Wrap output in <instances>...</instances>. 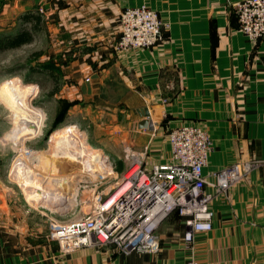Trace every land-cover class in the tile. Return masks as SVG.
<instances>
[{
  "label": "crops",
  "instance_id": "obj_1",
  "mask_svg": "<svg viewBox=\"0 0 264 264\" xmlns=\"http://www.w3.org/2000/svg\"><path fill=\"white\" fill-rule=\"evenodd\" d=\"M234 1L4 3L20 15H41L29 44L43 41L46 86L54 88L50 94L59 92L61 106L70 103L61 109L64 119L84 124L92 144L117 169L126 168L132 152L142 155L147 168L168 161L169 131L199 123L215 142L204 170L212 181L220 168L264 160V38L253 40L239 29ZM141 4L156 9L170 27L150 48L115 50L122 11ZM146 118L148 128H140ZM212 209L213 228L198 232L193 248L185 247V223L174 212L159 229L156 253H125L108 245L61 254L49 237L46 214L19 206L11 215L2 202L0 264H178L190 257L197 264H264V163L217 195Z\"/></svg>",
  "mask_w": 264,
  "mask_h": 264
},
{
  "label": "built area",
  "instance_id": "obj_2",
  "mask_svg": "<svg viewBox=\"0 0 264 264\" xmlns=\"http://www.w3.org/2000/svg\"><path fill=\"white\" fill-rule=\"evenodd\" d=\"M233 8L242 32L253 40L264 38V0H236ZM120 20V35L114 45L117 51L150 48L170 27L147 4L125 8ZM168 139L170 159L151 168L134 152L126 154L128 165L123 170L115 169V163L103 157L83 209L74 218H54L50 223L49 237L61 254L108 245L125 253H156L161 248L159 229L174 212L185 223V247L193 248L195 235L213 228L214 198L264 163L253 160L223 167L212 172L209 181L204 170L215 150L209 130L199 123H183L169 131ZM178 264L197 262L190 257Z\"/></svg>",
  "mask_w": 264,
  "mask_h": 264
},
{
  "label": "rangeland",
  "instance_id": "obj_3",
  "mask_svg": "<svg viewBox=\"0 0 264 264\" xmlns=\"http://www.w3.org/2000/svg\"><path fill=\"white\" fill-rule=\"evenodd\" d=\"M4 2L5 0H0V38L16 32L22 26L21 20L18 17L20 13L18 14L11 5ZM42 46L43 41L38 37L36 42L32 44L28 43L20 47L0 49V203L3 202L4 207L8 208L11 215L19 206L22 208L26 206V208H32L41 214H46V218H49L51 223L54 218L60 220L74 218L78 210L80 211L83 209V201L86 200L88 192L91 191L94 185L92 181L97 178V168H102V165L98 164L95 165V167L91 160L87 161V157L81 158L76 155L75 157H69L68 154H66V156H68L66 160L65 155V157L60 154L59 155L62 157L54 155V152H57L54 149L56 145L51 143L54 132L72 124L75 125L74 127H76V130L74 131V138L72 137V139H70L71 145L67 144L68 153L79 152L78 148L82 147L83 143L93 147H100L92 144L88 132L83 127L84 124L71 120L66 121L63 118V120L61 122L59 121L57 126H55L57 118L62 112L61 109H63L65 105L61 106L57 98L59 92L50 94V92H53L54 88L50 89V87L46 86V81H44V77L42 76V72H44L42 68L44 64H46V57H44L43 54L39 57L34 56L35 52L42 50ZM46 65L49 66L48 64ZM31 66L38 67L39 71H32ZM34 75L36 77H34ZM11 94L19 98L17 100L18 103L19 100L22 103L24 102L23 104L21 103L24 105L21 110L28 113L34 111L42 114L40 128L35 123L34 126L32 125V129L28 131H25L27 126H19L14 100H10L12 97H9ZM25 149L46 151V153L57 156L55 157L57 160H52V156L47 154V158L44 162H39L34 165V171L29 172L31 173L30 175L33 173L35 174L33 175L35 178H32V181L30 180L33 185L26 184L24 179H21L23 182L20 180L22 172L14 173V175L10 172L11 163L14 161V158ZM101 150L102 153L108 157L105 151L103 149ZM63 151L66 150L63 149ZM48 157L50 159H48ZM83 158L84 160L81 161ZM52 161H55V164L52 163ZM57 161H61L62 165H64L63 167H66V170H64V179L55 178L57 177L56 175L60 174V171L57 170L56 167H58V165L62 166ZM82 162H84V164H82ZM52 164L53 167L50 166ZM71 164L72 168L69 169ZM116 168L115 164V169ZM11 175L13 177H11ZM53 175L54 177L51 178L50 176ZM18 180H20V182ZM35 180L42 182H37ZM53 180L57 181L58 186H53V188L51 186L50 189L48 184ZM61 180L64 181L62 182ZM45 183L46 186L48 185V188H46L49 191H54V188L58 187V192H63V195L64 193H69V195L66 194L67 197L69 196L71 198L69 203L65 201L62 202L59 198L56 200L50 199L47 191L44 192L43 189ZM66 183L71 186H67ZM24 189L29 192H26ZM30 189H33V191ZM36 189L37 192L35 194L34 191H36ZM82 195L83 197L80 199ZM46 218L43 217L41 222H47L49 219L47 220ZM46 224H48V222Z\"/></svg>",
  "mask_w": 264,
  "mask_h": 264
},
{
  "label": "bare ground",
  "instance_id": "obj_4",
  "mask_svg": "<svg viewBox=\"0 0 264 264\" xmlns=\"http://www.w3.org/2000/svg\"><path fill=\"white\" fill-rule=\"evenodd\" d=\"M9 97H12L10 100H14V104H15V107H16V110H17V121H18V124H19V126H21V127H24V126H27L26 127V129H25V131H28V130H30V129H32V125L34 126L35 124H37V126L40 128V126H41V117H42V114L40 113V112H32V113H28V112H26V111H24V110H21V109H23L22 107L24 106V105H22L23 103L22 102H20V100H19V103H18V97H16V96H14V95H9ZM22 103V104H21ZM28 109V108H27ZM21 110V111H20ZM44 117V116H43ZM35 123V124H34ZM64 126V125H63ZM75 125H68V127H65V128H60V129H58V130H56L55 132H54V135H53V138H52V142L51 143H54L55 145H56V147L54 148L57 152L55 153L54 152V155H57L58 157H62V156H60V155H65L66 156V154H68V156L69 157H75V155L76 156H78V157H87L88 158V160L87 161H92V164L94 163V166L95 165H102V163H100V162H102V160H103V157L105 156L103 153H102V150L100 149V148H97V147H93V146H91V145H86V144H84L83 143V145H82V147H80V148H78L79 149V152H73V153H68V151H67V144L68 145H71L70 144V139H72V137L74 136V134H75V128L76 127H74ZM43 130V129H42ZM32 131V130H31ZM41 131V130H40ZM33 133V132H32ZM74 138V137H73ZM75 139H76V137H75ZM67 140H69V141H67ZM80 140H82V139H80ZM78 147V146H77ZM63 149L64 150H66V151H63ZM26 150V149H25ZM25 150H22L19 154H17L16 155V157L14 158V161L11 163V167H10V169H11V174H13L14 175V173H17V172H22L21 173V175H20V180L21 179H24V182L26 183V184H30V185H33L32 184V182H30V180L32 179V178H35L33 175H35L34 173L32 174V175H30L31 173H29V172H32V171H34V165L36 164V163H39V162H44V160H46V156H47V154H50V153H46V151H37V150H33V149H29V150H27L26 152H25ZM71 150H73V149H71ZM75 150V149H74ZM104 152V151H103ZM26 153H29L28 155L26 154ZM60 154V155H59ZM51 155V154H50ZM50 155H49V157H50ZM54 155H51L52 157L51 158H53L52 160H57V158H55V157H57V156H54ZM64 156V157H65ZM68 156H66L65 158H66V160L68 159ZM48 157V159H50ZM86 158V159H87ZM47 159V160H48ZM64 159V158H63ZM58 160H60V159H58ZM65 160V159H64ZM80 160V159H79ZM84 160V158L81 160V161H83ZM49 162H50V160H49ZM55 161H52V163H54ZM57 162H59V161H57ZM51 163V162H50ZM49 163V164H50ZM60 163V165H62V163H61V161L59 162ZM80 163V162H79ZM55 164V163H54ZM82 164H84V162H82ZM24 166V167H23ZM51 167H53V164L52 165H50ZM64 165H62V166H59L58 165V167H56L57 168V170H59L60 171V174L59 175H56L57 177H55V178H57V179H64V170H66V167H63ZM66 166V165H65ZM72 164L69 166V169H71L72 167ZM89 166V165H88ZM74 167H76V166H74ZM84 167V166H83ZM91 167V166H90ZM96 167V166H95ZM55 168V167H54ZM59 168V169H58ZM65 168V169H64ZM77 168H79V167H77ZM73 169H75V168H73ZM91 172V171H90ZM29 173V174H28ZM92 173V172H91ZM93 175H95V174H93ZM31 176V177H30ZM92 176V175H91ZM11 177H13L12 175H11ZM47 177V176H46ZM51 178L52 177H54V175L53 176H50ZM38 178V177H37ZM36 178V179H37ZM54 178V179H55ZM20 180H18L19 182H20ZM41 180V179H40ZM22 181V180H21ZM32 181V180H31ZM35 181H37V180H35ZM62 182L64 181V180H61ZM23 182V181H22ZM30 182V183H29ZM37 182H42V181H37ZM66 182V181H65ZM69 182V181H68ZM34 183V182H33ZM22 184V183H21ZM37 184V183H36ZM39 184V183H38ZM62 184H64V183H62ZM67 184V186H69L68 185V183H66ZM49 185V186H48ZM47 186L48 187H50V189H51V186H52V188H53V186H58V183H57V181L56 180H53L51 183H49ZM46 186V183H45V186H43V189H44V192H46L47 191V194L49 195V197H50V199H53V200H56L57 198H59V200H62V202L63 201H65V202H67V203H69V200H71V198L68 196L67 197V195H69V193H64V195H63V192L61 193L60 191L58 192V187L57 188H54V191H49ZM65 186V185H64ZM71 186V185H70ZM69 186V187H70ZM37 187H38V185H37ZM47 187V188H46ZM33 188V187H32ZM46 188V189H45ZM34 189V188H33ZM33 189H30V190H32L33 191ZM24 190H26V189H24ZM53 190V189H52ZM67 190V189H66ZM75 191V190H74ZM26 192H29L28 190H26ZM35 192V194H36V192H37V189H36V191H34ZM40 192V191H39ZM30 193H32V192H30ZM39 194V193H38ZM31 195V194H30ZM40 195V194H39ZM71 195H72V193H71ZM28 196V195H27ZM37 198H38V196H37ZM48 198V197H47ZM73 199V198H72ZM34 200H35V198H34ZM46 204V203H45ZM49 204V203H48ZM53 205H55V204H53ZM70 205V204H69Z\"/></svg>",
  "mask_w": 264,
  "mask_h": 264
},
{
  "label": "trees",
  "instance_id": "obj_5",
  "mask_svg": "<svg viewBox=\"0 0 264 264\" xmlns=\"http://www.w3.org/2000/svg\"><path fill=\"white\" fill-rule=\"evenodd\" d=\"M19 19L21 20L22 26L16 32L0 38V49L20 47L33 41L35 33L34 31H38L40 29V24L42 21L41 15L34 11H27L21 14ZM40 55H42V51L34 53L35 57H39ZM31 70L35 72L39 71V68L36 66H31ZM69 105L70 103L66 104L64 108L68 107ZM63 118L64 113H61L57 118L55 126H57L59 121L61 122Z\"/></svg>",
  "mask_w": 264,
  "mask_h": 264
},
{
  "label": "water",
  "instance_id": "obj_6",
  "mask_svg": "<svg viewBox=\"0 0 264 264\" xmlns=\"http://www.w3.org/2000/svg\"><path fill=\"white\" fill-rule=\"evenodd\" d=\"M145 113L148 114V113H147V110H146ZM149 123H150L149 119H147V118H146V119H143V120H141V121L139 122V127H140V128H148Z\"/></svg>",
  "mask_w": 264,
  "mask_h": 264
}]
</instances>
